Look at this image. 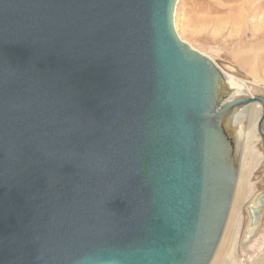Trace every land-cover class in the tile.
I'll return each mask as SVG.
<instances>
[{"label": "water", "instance_id": "obj_1", "mask_svg": "<svg viewBox=\"0 0 264 264\" xmlns=\"http://www.w3.org/2000/svg\"><path fill=\"white\" fill-rule=\"evenodd\" d=\"M177 1L0 0V264L211 262L264 90L180 40ZM244 212L242 250L264 189Z\"/></svg>", "mask_w": 264, "mask_h": 264}, {"label": "rangeland", "instance_id": "obj_2", "mask_svg": "<svg viewBox=\"0 0 264 264\" xmlns=\"http://www.w3.org/2000/svg\"><path fill=\"white\" fill-rule=\"evenodd\" d=\"M175 12L174 27L180 40L210 56L225 73L264 90V0H178ZM253 145L260 161L249 176V196L264 189L263 150L258 134L246 142L244 155ZM247 198L240 206V237L247 221ZM229 226L230 222L226 231ZM226 231L214 256L216 261L213 257L211 264H220L227 252ZM238 238L235 264H264V214L256 236L244 250L237 247Z\"/></svg>", "mask_w": 264, "mask_h": 264}, {"label": "bare ground", "instance_id": "obj_3", "mask_svg": "<svg viewBox=\"0 0 264 264\" xmlns=\"http://www.w3.org/2000/svg\"><path fill=\"white\" fill-rule=\"evenodd\" d=\"M174 14H176L175 11H174ZM244 16H245V14H244ZM238 20H239V18H238ZM189 46L193 50L197 51L191 45H189ZM197 52H199V51H197ZM199 53L203 56H206L211 61H213L212 58H210V56H207L201 52H199ZM222 72L224 75L231 78V80H232V83L230 82L231 87L234 88L236 86V84H238V85L245 84L244 82L239 81L236 78H234L233 76L225 73L223 70H222ZM260 113H261V107L258 104L253 103V104L249 105L245 111H242L238 115V120L241 123H243L244 129H243V133H242V137H241V141L239 143V149H238V151H239L238 177H237V182H236V186H235L236 192L234 194L232 205H231L233 208L231 207V209H230L229 216L227 219V223L225 224V228H224V230L226 231L227 225L230 222L229 229L226 231L227 233L226 234L224 233L225 238L228 241L227 252L225 253V256L222 259V262L220 264H235V263H237V260H235V258H234V254H235L234 246L236 244L238 236H239V238H238L239 240H238L237 247H239V242H240V226L242 225V222H243L240 206L242 205L243 201L250 194V187H247V185L249 183V176L251 175L252 171L256 168L257 163H259V161H260V158H259L260 154H258L256 152L255 145L248 148L245 155H244V147H245L246 142L248 140H250V138H256V135H257L256 126H257L258 119L260 117ZM260 140L261 139L259 137V141ZM263 159H264V157H263ZM252 196H253V194H251L249 196V198H247L248 201L251 199ZM214 256H215V254H214ZM212 260H213V258H212ZM212 260H211V262H212ZM214 260H215V257H214ZM211 262L209 264H211ZM212 264H214V262Z\"/></svg>", "mask_w": 264, "mask_h": 264}]
</instances>
